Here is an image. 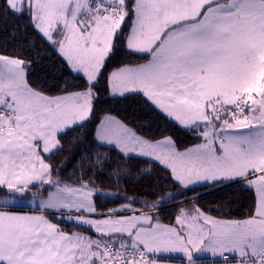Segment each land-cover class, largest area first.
Segmentation results:
<instances>
[{"label": "snow or ice", "instance_id": "snow-or-ice-1", "mask_svg": "<svg viewBox=\"0 0 264 264\" xmlns=\"http://www.w3.org/2000/svg\"><path fill=\"white\" fill-rule=\"evenodd\" d=\"M0 33V264H264V0H2ZM121 56L143 62L109 72ZM131 97L202 142L97 115ZM133 161L175 190L146 210L106 191L148 178ZM234 186L253 194L242 219L189 197ZM108 198L119 207L102 211Z\"/></svg>", "mask_w": 264, "mask_h": 264}, {"label": "trees", "instance_id": "trees-1", "mask_svg": "<svg viewBox=\"0 0 264 264\" xmlns=\"http://www.w3.org/2000/svg\"><path fill=\"white\" fill-rule=\"evenodd\" d=\"M2 2V0H0ZM11 17H9V23H11ZM2 34V33H0ZM11 47V45H10ZM45 47H47L45 45ZM55 59V57H54ZM137 60L138 62H143L137 57H127L121 56L117 60L113 61L112 65L109 67L108 71L114 70L116 67L120 66L122 61L125 60ZM46 63H48L46 61ZM59 61H57V67L59 66ZM48 69H43L40 66H37L34 79H37L39 82L43 83V77L48 73ZM61 82L59 80H53L49 78L45 84L46 89H51L49 94L55 95L58 93V87ZM103 86V82H102ZM98 112L97 115L102 117L105 112L109 109L112 110L113 115H118L121 119H125L127 122L134 121L135 123H130V127H136L139 125L138 132L141 135H145L148 138L160 139L163 136H172L176 140L177 145L180 147V150L194 146L195 144L201 143L202 141L196 139L192 134L182 131L179 127L174 126L169 120L164 119L161 115H158L156 112L148 109L141 101L140 97H131L125 103H103L97 106ZM93 126L88 127V131L92 130ZM76 135H82L78 132ZM66 153H60L58 158L65 157ZM139 163V169L135 168V165ZM132 169L134 172L140 170L150 171L148 178L140 179L139 177L121 180L120 189H115L113 186L117 184L116 180H108L109 188L105 189L106 191H119L121 195H127L132 198H138L142 203L133 204L132 207L136 209L146 210L144 205L146 203H151L159 200L161 197H165L167 193L173 192L174 186L171 184V181L165 179L167 173L164 172L162 167H157L152 164H145L138 161L132 162ZM73 173L71 167L68 168L67 172H62L61 178L66 179V177ZM79 175V173H76ZM101 180H105V177H100ZM71 183V181H68ZM152 186H155L152 187ZM155 189H160L157 192L156 196L150 195ZM192 195H199L201 199L199 200L198 206L204 208L207 211L208 208H211L212 211H209L208 214L222 219H242L250 211V205L252 202L253 194L245 193L243 189L239 186L234 187H225L222 190H210V189H199L197 193L189 194V197ZM181 199H185L182 197ZM104 208L102 211H107L108 209L119 207L118 203H115L111 198L106 199L104 202ZM123 203H127L124 201ZM169 203H172L169 201ZM207 206V207H205ZM17 208H30L28 206L17 205ZM186 208L192 207V205H185ZM219 208V211L216 209ZM178 209L175 207H166L164 211L160 212V222L164 224H172L174 222V217L178 214ZM57 222V221H54ZM68 226L66 223L61 224V227ZM76 231H82V229L75 228ZM179 262V261H174Z\"/></svg>", "mask_w": 264, "mask_h": 264}, {"label": "crops", "instance_id": "crops-1", "mask_svg": "<svg viewBox=\"0 0 264 264\" xmlns=\"http://www.w3.org/2000/svg\"><path fill=\"white\" fill-rule=\"evenodd\" d=\"M192 147V146H191ZM20 205V204H19ZM28 206V207H34V206H32V205H29V204H23L22 206ZM23 209V208H22ZM29 209L30 208H26V209H23L25 212H28L29 211ZM210 215V214H209ZM212 216V215H211ZM214 217V216H213ZM215 218H217V217H215ZM217 219H222V218H217ZM162 224H164V223H162ZM165 225H168V224H165ZM172 264H179V262H172Z\"/></svg>", "mask_w": 264, "mask_h": 264}, {"label": "rangeland", "instance_id": "rangeland-1", "mask_svg": "<svg viewBox=\"0 0 264 264\" xmlns=\"http://www.w3.org/2000/svg\"><path fill=\"white\" fill-rule=\"evenodd\" d=\"M27 199H28V200H32V197H28ZM18 205H19V204H18ZM32 206H34V205H32Z\"/></svg>", "mask_w": 264, "mask_h": 264}]
</instances>
